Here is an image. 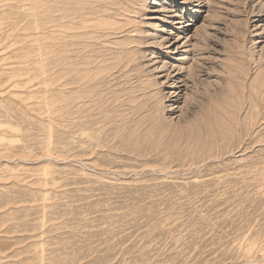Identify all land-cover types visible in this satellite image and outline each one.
I'll return each instance as SVG.
<instances>
[{
    "label": "rangeland",
    "instance_id": "obj_1",
    "mask_svg": "<svg viewBox=\"0 0 264 264\" xmlns=\"http://www.w3.org/2000/svg\"><path fill=\"white\" fill-rule=\"evenodd\" d=\"M0 264H264V0H0Z\"/></svg>",
    "mask_w": 264,
    "mask_h": 264
},
{
    "label": "bare ground",
    "instance_id": "obj_2",
    "mask_svg": "<svg viewBox=\"0 0 264 264\" xmlns=\"http://www.w3.org/2000/svg\"><path fill=\"white\" fill-rule=\"evenodd\" d=\"M76 17V16H75ZM91 18V17H90ZM139 40V39H138ZM143 40V39H142ZM85 52V51H84ZM144 56V55H143ZM103 81V80H102ZM87 86V85H86Z\"/></svg>",
    "mask_w": 264,
    "mask_h": 264
}]
</instances>
